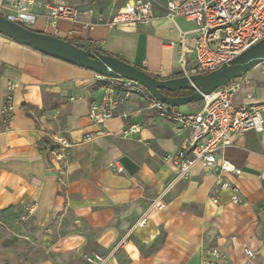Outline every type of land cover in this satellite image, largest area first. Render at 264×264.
Masks as SVG:
<instances>
[{
	"label": "crops",
	"instance_id": "crops-1",
	"mask_svg": "<svg viewBox=\"0 0 264 264\" xmlns=\"http://www.w3.org/2000/svg\"><path fill=\"white\" fill-rule=\"evenodd\" d=\"M8 1L0 2V15ZM148 1L153 19L147 26L111 27L107 22L118 10H80L73 21H58L56 33L40 18L30 29L90 41L158 80L182 77L178 46L163 43L180 45L185 34L183 45L191 49L196 26L182 16L170 20L164 0ZM186 59L187 67L195 65L192 53ZM238 82L235 105L251 91L264 107L261 67ZM8 83L16 87L12 119L0 114V264H88L85 257L91 255L105 258L104 264H201L207 248L225 255L221 264H242L244 248L255 252L252 264H264V108L263 131L246 133L222 152L241 170L239 177H229L242 201L235 204L221 191L215 171L201 163L187 178L173 180L176 167L164 157L181 148L189 131L160 118L143 97L132 95L119 105L103 128L93 125L88 108L103 93L93 72L0 35V111ZM48 96L57 102L54 121L32 113ZM201 106L180 109L195 113ZM61 128L63 134L50 132ZM53 135H64L68 147ZM121 157L138 166L133 175L119 164ZM157 199L162 207L152 206Z\"/></svg>",
	"mask_w": 264,
	"mask_h": 264
},
{
	"label": "built area",
	"instance_id": "built-area-1",
	"mask_svg": "<svg viewBox=\"0 0 264 264\" xmlns=\"http://www.w3.org/2000/svg\"><path fill=\"white\" fill-rule=\"evenodd\" d=\"M3 0H0V2ZM167 17L170 20L182 16L195 24L193 46L191 49L183 45L185 34L181 35L180 45L173 41L164 42V47L178 46V68L182 77L206 74L216 70L223 64L238 57L255 43L264 39V0H164ZM3 14L8 20L27 29L35 26L40 18L52 32H57V22L73 21L80 10L64 2H39L37 0H9ZM2 3V2H1ZM153 19L152 4L148 0H130L107 22V25L147 26ZM98 21L103 23L100 15ZM31 30V29H30ZM192 53L195 65L187 67L186 55ZM264 70V60L258 65ZM94 79L102 86L99 101L89 105L87 119L93 125L104 127L113 117L117 107L125 103L132 95L143 97L148 107L158 116L170 121L181 129L189 131V137L174 154H167L164 161L172 162L176 167L174 181L188 177L191 168L201 163L207 170L217 174V183L221 191H228L230 201L240 204L238 188L231 183L229 177H239L241 170L222 156L224 149L233 145L234 141L244 137L250 131L262 132V110L255 101L253 92L245 94L243 103H233L234 94L239 90L240 82L236 80L218 88L204 96L198 112H185L162 104L153 98L139 84L119 78H107L94 73ZM15 83H8V94L0 111L6 121L13 117L14 103L11 92ZM107 134L106 131H99ZM131 133V132H130ZM127 135V132L124 133ZM53 141L62 147L69 143L64 135L52 136ZM217 204L216 198L210 199ZM153 207H162L157 199ZM145 219L138 221L139 227ZM245 260L242 264H252L255 252L244 248ZM88 264H104L105 258L99 255L86 256ZM226 261L225 255L215 248L201 251V264H221Z\"/></svg>",
	"mask_w": 264,
	"mask_h": 264
},
{
	"label": "water",
	"instance_id": "water-1",
	"mask_svg": "<svg viewBox=\"0 0 264 264\" xmlns=\"http://www.w3.org/2000/svg\"><path fill=\"white\" fill-rule=\"evenodd\" d=\"M0 35L46 57L95 74L107 78L131 80L142 86L157 101L173 108L201 102L204 96L234 80L243 78L264 60V39H262L228 64H223L209 73L158 80L116 57L103 55L95 49H81L70 41L27 29L3 15H0ZM162 90L172 93L179 91H192V93L187 96H168L162 94ZM118 162L129 175H133L138 170V166L127 157H121Z\"/></svg>",
	"mask_w": 264,
	"mask_h": 264
},
{
	"label": "rangeland",
	"instance_id": "rangeland-1",
	"mask_svg": "<svg viewBox=\"0 0 264 264\" xmlns=\"http://www.w3.org/2000/svg\"><path fill=\"white\" fill-rule=\"evenodd\" d=\"M39 2H64L76 7L79 10H95V11H102L106 13L115 12L122 8L128 1L130 0H38ZM57 107V102L55 99L51 97H46L40 107H36L32 110V113L37 117L40 118L41 116H45L49 114L47 120L54 121L56 119L55 116L51 115V112L55 110ZM51 134H63L65 132L64 128H61L57 131L50 130ZM53 132V133H52ZM59 132V133H58ZM59 145V144H58ZM57 148H60L56 145ZM0 222H3V219L0 218ZM13 223V222H12ZM14 226H18L17 223H13ZM22 226H26L28 229H32V225L29 222L22 221ZM0 227L2 225L0 224Z\"/></svg>",
	"mask_w": 264,
	"mask_h": 264
},
{
	"label": "trees",
	"instance_id": "trees-1",
	"mask_svg": "<svg viewBox=\"0 0 264 264\" xmlns=\"http://www.w3.org/2000/svg\"><path fill=\"white\" fill-rule=\"evenodd\" d=\"M72 44L76 45L77 47L81 48V49H95L97 50L99 53L106 55L104 52H102L101 50H98L95 48L94 44L90 41H70ZM162 94L164 95H172V96H187L190 95L192 93V91H179V92H167L162 90L161 91ZM199 103V102H198ZM193 104V103H192Z\"/></svg>",
	"mask_w": 264,
	"mask_h": 264
},
{
	"label": "bare ground",
	"instance_id": "bare-ground-1",
	"mask_svg": "<svg viewBox=\"0 0 264 264\" xmlns=\"http://www.w3.org/2000/svg\"><path fill=\"white\" fill-rule=\"evenodd\" d=\"M256 67H258V66H256Z\"/></svg>",
	"mask_w": 264,
	"mask_h": 264
}]
</instances>
